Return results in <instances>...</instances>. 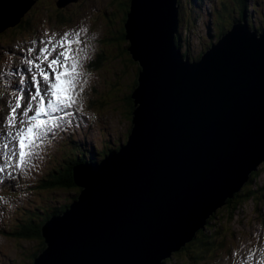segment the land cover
Listing matches in <instances>:
<instances>
[{
  "label": "water",
  "instance_id": "1",
  "mask_svg": "<svg viewBox=\"0 0 264 264\" xmlns=\"http://www.w3.org/2000/svg\"><path fill=\"white\" fill-rule=\"evenodd\" d=\"M31 6L0 0V32ZM178 16L177 0H130L128 140L72 167L80 192L43 224L32 264H164L264 162V31L234 22L191 60L175 43Z\"/></svg>",
  "mask_w": 264,
  "mask_h": 264
},
{
  "label": "rangeland",
  "instance_id": "2",
  "mask_svg": "<svg viewBox=\"0 0 264 264\" xmlns=\"http://www.w3.org/2000/svg\"><path fill=\"white\" fill-rule=\"evenodd\" d=\"M57 1L59 0H40L34 3L29 11L32 10L24 17L25 23L21 27L18 25L8 27L3 31L4 34H0V50L2 44L17 45V41L23 38L27 41L24 52L16 50L17 53L22 54L17 63L24 66L21 69L23 72L29 73L26 83L32 92L34 89L31 87V72L24 61L35 59L39 55L38 49L44 46L41 41L47 42L48 36L52 33H56L53 37L54 42L66 31L79 32L78 36L70 39L76 41L71 45L72 54L78 56L80 64L79 83L75 89L78 99L71 107L54 113L59 118L58 126L51 127L50 131H46L34 143L30 155L22 163L19 162L18 138L14 137L20 127L19 121H27V117L23 115L27 103L21 104L16 110L13 124L7 122L9 111L2 113L7 115L5 125L0 129V167L4 168L0 171V186L12 179H17L20 186L4 183L0 189V264H30L28 260L31 259V253L36 252L41 243L37 239L18 238L16 234L21 225L25 222L32 225L38 224L39 221L43 222L46 219L45 215L52 210L70 203V195L74 194L75 190L44 187L46 185L43 182L50 179V173L68 167L73 164L75 157H82L84 152L88 151H94L95 154L92 156L99 161L102 158L101 150L107 146H111L109 148L112 149L113 145L116 148L119 144L116 143L117 140L124 142L131 127L128 95L133 88L132 82L136 81L137 63L132 59L131 64L126 61L129 55L122 49L123 40L120 41L118 36H114L122 28L123 13L126 10L122 4L123 0H74L62 8H58ZM189 1L179 0L178 3L183 17L179 26L183 37L180 47L182 51L188 50L195 57L199 52L204 51L210 42L215 41L214 36L220 29H228L231 24L227 16L222 20L225 21L223 25L218 26L217 23L212 22L214 17L209 12L213 9V3H205L202 6L200 3L197 4L196 0H191V5L185 4ZM215 1L218 8L220 0ZM221 1L223 4H228L229 8H236L237 0ZM224 13H227V9ZM259 14L264 15V4L258 6L252 16L255 26H258V23L262 26L261 19L258 18ZM58 17L64 18L66 22L58 21ZM33 27L38 30L37 38H33L35 33ZM33 41L36 43L33 44ZM125 42L127 47L128 42ZM29 48L33 49L31 53L28 51ZM59 50L58 48L57 52ZM1 57L0 54V61ZM100 61L97 68L91 67L92 62ZM36 62L40 63V61ZM10 64V60L4 61L1 64L2 71L10 70ZM42 67L46 68V62L42 63ZM33 70H35L34 66ZM118 70L122 76H118ZM12 81L16 82L15 79ZM2 90L0 80L1 93ZM6 109L9 110L10 107ZM32 111L29 109L28 114H32ZM69 133H71L70 137ZM5 145L8 147L5 148ZM9 156L12 157L11 160L8 159ZM258 167L257 171L260 173L257 183L263 187L264 175L261 170L259 171L261 166ZM261 207L262 205H257L256 200H250L244 204L242 210L238 209V212H234L233 218L230 211L225 210L227 209L225 205L216 210L218 219L214 220V224L221 228L219 234L224 235L219 237L220 243L234 244L233 249L230 248L231 260L237 264H264V241H257L258 237L255 238V235L254 240L250 238L249 228L254 224L255 211ZM43 217L45 218L42 219ZM224 250L227 249L223 245L218 255L209 253L208 261L203 264H229L216 262L217 258L228 253ZM197 251L202 253L203 249L191 243L185 251L171 255L172 260L165 264H198L188 259V253L196 254Z\"/></svg>",
  "mask_w": 264,
  "mask_h": 264
},
{
  "label": "trees",
  "instance_id": "3",
  "mask_svg": "<svg viewBox=\"0 0 264 264\" xmlns=\"http://www.w3.org/2000/svg\"><path fill=\"white\" fill-rule=\"evenodd\" d=\"M198 1L202 2V0H198ZM129 2H130V0H123L122 1L123 6L126 7V10H124V13H123L125 15L123 22L126 20V15L128 13V9H129ZM232 2H235V0H232ZM239 2H240V0L237 2L238 6L236 5V8H234V7L229 8L228 4H223L221 0L218 1L219 7L218 8L216 7L218 10H212V14L214 17L212 22L217 23L218 26H219V24L223 25L225 23V21H222V20L224 19L225 16H227L228 22H230L231 25H232L231 21L242 22V23L248 25V27L251 30H256V32H258V33L260 31H262V26L261 27L254 26L252 15L250 13L255 14L257 11V7L264 4V2L262 0H260V1L242 0L241 1L242 6L239 5ZM191 3H192V1L190 0L189 3L186 2L185 4L191 5ZM225 8L227 9V13H224L226 11ZM258 18L261 19L262 24H264L263 15L259 14ZM178 20H179L178 32H177V35L175 37V43H176V46L181 50L182 47H180V44H181V41L183 40V37H181V33L179 31L180 22L183 21L181 10H179ZM23 23H25V21H23ZM263 29H264V27H263ZM225 30H227V29H220V31L217 32V34L214 36L215 41L219 40L221 38V36L224 35ZM118 34H116L114 36L115 37L118 36L120 41L123 40V43L121 42V46H122V49L124 50V52H127L125 44H124V43H126L125 42L126 40L124 38L123 26L120 29ZM214 42H210L208 44V46H211ZM121 53H122V50H121ZM182 53L185 55H188L189 57H191V59H193V56H191V53L188 50H186V52L182 51ZM98 57L100 58V56H98ZM198 58H199V55L197 57H195V59H198ZM126 59H127L126 61L130 62L129 64L132 63L130 55H129V58H126ZM100 63H101V61L100 62H92L91 67L97 68ZM129 64H127L128 67H129ZM136 67H137V69L135 72V76L137 78L139 66L136 65ZM121 74L122 73L120 72V70H118V76H122ZM132 83H133L132 86L134 88V86L136 85V81H134ZM133 88H132V90H133ZM131 92L132 91L130 90V93ZM130 93L128 95V99H129L128 101L130 103V105H129L130 108H129V106H128V108L130 109V115H131V112L133 109V104H132V100L130 98ZM129 131H130V129H129ZM129 131H128V133H129ZM127 136H128V134H126V138H127ZM116 143H119V141L117 140ZM109 150H110V148L106 147L104 149V152L100 153V156L102 157L101 154H106L109 152ZM88 161L98 162L95 160L94 156H92V158L88 159L84 154V156L82 158H79L78 160H74L73 164L69 165L70 166L69 168L65 167V168L57 169V170H54L53 172H51L50 179L43 182V184L46 185L44 187L52 188V189H64L66 191L67 190H75V193L70 195V199H71L70 203H71L73 201V198L75 197V195L77 196L78 193L80 192V188H78L73 183L72 167L77 163H82V162L84 163V162H88ZM260 166L261 167H260L259 171L261 170L263 175H264V162ZM258 173H260V172H258V171L252 172L250 174L249 180L243 185V188L239 192H237L233 196V198L226 200L225 208H227V209H225V210L228 212L230 211V215L232 216V218L234 217V212L235 211L238 212V209L242 210L244 204H246L250 200H252V201L256 200L258 206H261L264 204V190L262 191V189H264V186L260 188L259 184L257 183V178L259 175ZM245 186H247V187H245ZM70 203L65 204L63 207L56 208V209L52 210L51 213H49L47 215L56 216V215L60 214L61 212L64 211V209L66 207L69 206ZM231 205H233V207H231ZM42 219H44V217ZM216 219H218V214H217V212H214L209 217V219L206 221V224L203 227V229L198 230L196 235L193 237V239L190 242L186 243V245L183 248H181L179 251L173 253L172 255H174L176 253H181L182 251H185L191 243H194V244L198 245L200 249H203V251H202V253H199V251H197L196 254L188 253V259L190 261L192 260L193 262H196L198 264L200 262L203 263L205 261H208L207 256L209 255V253L215 254L217 252V250H218L217 247L219 246L218 242L220 241L219 229H221V228L215 226L214 220H216ZM45 221H46V219H44L43 222L39 221V223L35 224V225H32L29 222H25V223H23V225H21L19 232L16 234V236L20 239H24V240L37 239L41 243L40 246L37 247L36 252H33V250H32L33 253H31V257H30L31 259L28 260L30 262V264L34 263L35 257L38 255L39 251H41L42 249L45 248L44 241L41 237V229H40L42 224ZM169 260L171 261L172 258H169L168 260H165L164 262L167 263Z\"/></svg>",
  "mask_w": 264,
  "mask_h": 264
},
{
  "label": "snow or ice",
  "instance_id": "4",
  "mask_svg": "<svg viewBox=\"0 0 264 264\" xmlns=\"http://www.w3.org/2000/svg\"><path fill=\"white\" fill-rule=\"evenodd\" d=\"M81 31H86L81 29ZM48 35L47 33H45ZM79 32H64L63 35L53 42L56 33L48 36V41L41 43L43 47L38 49L39 55L35 59H27L24 62L29 66L31 72V87L34 91L27 95V107L23 109V115L27 121H19L20 127L17 129L15 137L18 138L19 162H24L30 155V149L34 143L39 140L51 127L58 126V117L54 113L62 112L71 107L78 99V93L75 89L78 87L80 64L78 56L73 55L71 45L76 42L70 37L78 36ZM36 42L33 41V44ZM60 49L57 52V49ZM31 53L33 49L29 48ZM36 61H40L37 63ZM46 62V68L42 63ZM33 66L34 69L33 70ZM39 77V79H38ZM20 83L24 84V78H20ZM21 93L24 89H20ZM23 95L17 96L14 106L9 109L7 122H15V113L21 107ZM32 109V114L29 113ZM41 117H44L43 119ZM27 123V127L25 124ZM5 148L8 146L5 145ZM12 159L11 156L8 157ZM18 166V165H17ZM4 168L0 167V171Z\"/></svg>",
  "mask_w": 264,
  "mask_h": 264
},
{
  "label": "clouds",
  "instance_id": "5",
  "mask_svg": "<svg viewBox=\"0 0 264 264\" xmlns=\"http://www.w3.org/2000/svg\"><path fill=\"white\" fill-rule=\"evenodd\" d=\"M193 1V0H192ZM211 1H209V0H202V2L201 1H198V0H196V3L198 4V3H200V4H205V3H210ZM123 16H125L124 14H123ZM126 17H127V15H126ZM123 19V18H122ZM231 23L233 24L234 22L233 21H231ZM124 25V23L122 24V26ZM232 26V25H231ZM229 30V28L227 29V30H225V32H224V34L227 32ZM218 40H216L214 43H216ZM211 46H208V47H205V50L204 51H206L208 48H210ZM204 51H202V52H199L198 53V55H199V58L201 57V55H202V53L204 52ZM129 54V53H128ZM197 55V56H198ZM197 56H195V57H197ZM189 57V56H188ZM195 57H193V60H198V59H195ZM191 58V57H190ZM129 134V133H128ZM260 166V165H259ZM70 166H68V168H69ZM258 168L259 167H257V170H258ZM256 170V171H257ZM255 172V171H254ZM249 178H250V176H249ZM65 210V209H64ZM42 237V236H41ZM43 239V238H42Z\"/></svg>",
  "mask_w": 264,
  "mask_h": 264
},
{
  "label": "bare ground",
  "instance_id": "6",
  "mask_svg": "<svg viewBox=\"0 0 264 264\" xmlns=\"http://www.w3.org/2000/svg\"><path fill=\"white\" fill-rule=\"evenodd\" d=\"M69 1V3H71L72 1H74V0H68ZM68 3V4H69ZM83 28V27H82ZM124 33H125V29H124ZM182 51V50H181ZM191 56H193V55H191Z\"/></svg>",
  "mask_w": 264,
  "mask_h": 264
}]
</instances>
